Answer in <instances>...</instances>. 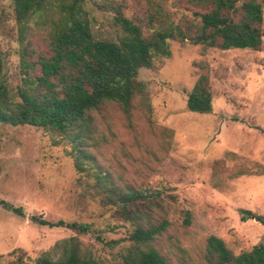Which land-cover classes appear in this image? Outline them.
I'll use <instances>...</instances> for the list:
<instances>
[{
  "label": "rangeland",
  "instance_id": "obj_1",
  "mask_svg": "<svg viewBox=\"0 0 264 264\" xmlns=\"http://www.w3.org/2000/svg\"><path fill=\"white\" fill-rule=\"evenodd\" d=\"M28 22L22 40L11 0H0V52L3 73L14 100L21 83V52L29 61L50 54L49 33L60 21L53 0ZM263 21L264 31V0ZM94 39L118 41L120 9L150 24L167 26L190 17L186 0H84ZM190 8V9H189ZM159 20V23L157 21ZM260 50L219 49L174 39L169 56L155 57L138 70L144 85L128 111L106 103L93 113L92 131L77 151L71 138L32 125L0 123V200L19 207L17 215L0 205V264L19 249L25 264L49 253L59 255L63 240L76 236L98 264H125L134 226L103 203L97 176L112 185L154 195L153 223L168 222L151 242L168 264H207L210 235L237 254L264 243V224L241 219V210L264 217V36ZM207 75L212 111L186 107L200 75ZM101 184V185H100ZM90 224L87 233L33 222Z\"/></svg>",
  "mask_w": 264,
  "mask_h": 264
},
{
  "label": "trees",
  "instance_id": "obj_2",
  "mask_svg": "<svg viewBox=\"0 0 264 264\" xmlns=\"http://www.w3.org/2000/svg\"><path fill=\"white\" fill-rule=\"evenodd\" d=\"M191 6L190 17L181 23L167 22V26L150 24L144 35L140 19L128 18L116 10V21L123 35L116 41L94 39L90 30L84 0H53L60 21L49 33L50 54L29 61L25 48L21 52V83L16 88L17 100L9 92L3 73L0 52V123L32 125L65 135L73 140L77 151L84 153L85 143L92 131L93 113L106 103L113 102L128 111L133 96L144 85L136 76L138 70L150 67L155 57L169 56V41L179 39L219 49L260 50L264 31L262 0H186ZM14 18L21 39L25 40L28 22L47 7L49 0H11ZM190 9V8H189ZM159 23V20L157 21ZM186 107L197 113L212 111V93L207 75H200L187 95ZM103 192V203L114 207V214L129 221L134 228L129 235L130 246L123 253L125 264H168L151 245L152 240L167 226L162 220L153 223L149 210L154 195L126 188L121 190L108 180L97 176ZM100 184V185H101ZM0 205L17 215L19 207L3 200ZM241 219L253 218L264 224V217L241 210ZM33 222L49 227H66L77 234L87 233L89 223L49 221L32 215ZM59 246V255H39L34 264H98L81 249L80 241L71 236ZM25 252L18 250L7 264H25ZM207 264H264V243L248 251L233 253L224 241L210 235L206 239Z\"/></svg>",
  "mask_w": 264,
  "mask_h": 264
}]
</instances>
